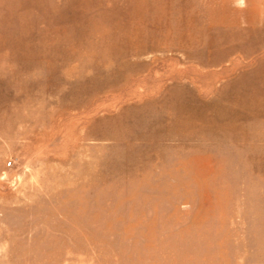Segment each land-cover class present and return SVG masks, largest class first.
<instances>
[{
  "label": "rangeland",
  "instance_id": "374dc122",
  "mask_svg": "<svg viewBox=\"0 0 264 264\" xmlns=\"http://www.w3.org/2000/svg\"><path fill=\"white\" fill-rule=\"evenodd\" d=\"M257 6L0 0V264H264Z\"/></svg>",
  "mask_w": 264,
  "mask_h": 264
},
{
  "label": "crops",
  "instance_id": "0c3cea01",
  "mask_svg": "<svg viewBox=\"0 0 264 264\" xmlns=\"http://www.w3.org/2000/svg\"><path fill=\"white\" fill-rule=\"evenodd\" d=\"M264 15V11L261 14L259 7L255 8L251 13L254 26H260V16ZM230 21V26L241 25L238 15L235 17V22ZM264 23V19H262ZM229 22L225 20L223 25L227 26ZM250 44L245 45V42ZM220 53L218 56H214L215 59L212 64L204 62V68L211 67L217 68L221 73L225 74H252L253 83L257 81V86L253 88V97L243 99V101H263L264 106V34H254L248 39H245L244 35L239 33L235 36L228 38L227 34L223 35L219 39ZM199 66H201L199 64ZM207 69H203L202 72H207ZM255 75H259L256 76ZM262 75V76H260Z\"/></svg>",
  "mask_w": 264,
  "mask_h": 264
}]
</instances>
